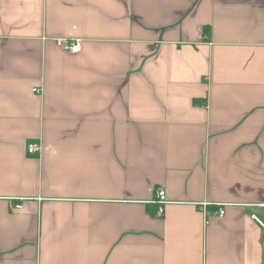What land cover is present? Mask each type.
<instances>
[{"label": "crops", "instance_id": "0c3cea01", "mask_svg": "<svg viewBox=\"0 0 264 264\" xmlns=\"http://www.w3.org/2000/svg\"><path fill=\"white\" fill-rule=\"evenodd\" d=\"M0 264H264V0H0Z\"/></svg>", "mask_w": 264, "mask_h": 264}, {"label": "built area", "instance_id": "2783aa9c", "mask_svg": "<svg viewBox=\"0 0 264 264\" xmlns=\"http://www.w3.org/2000/svg\"><path fill=\"white\" fill-rule=\"evenodd\" d=\"M63 47H65L69 52L71 53H76L80 49V41L79 40H74V41H66L65 43H62ZM37 90V89H34ZM35 149L33 144H30L28 146V152H32ZM156 198L155 202L158 203L159 208L157 209L156 215L161 216L163 214V209L162 206L165 203V192L162 189H157L156 191ZM16 207H20V205H16ZM223 210H219L218 215L221 216L223 215Z\"/></svg>", "mask_w": 264, "mask_h": 264}]
</instances>
